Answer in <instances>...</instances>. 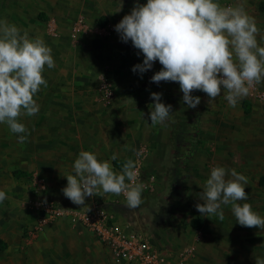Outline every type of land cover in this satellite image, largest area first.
<instances>
[{
  "label": "rangeland",
  "instance_id": "374dc122",
  "mask_svg": "<svg viewBox=\"0 0 264 264\" xmlns=\"http://www.w3.org/2000/svg\"><path fill=\"white\" fill-rule=\"evenodd\" d=\"M81 1L83 4H80ZM231 1L220 0V3L227 6ZM244 1L249 15L261 11L260 5L264 3V0ZM96 3L100 6L98 10L94 7ZM139 3L144 4L146 0H139ZM94 5L87 4V0H0V18L15 24L22 34L26 31L30 38H42L52 49L55 66L51 69L45 66L43 76L47 87L41 86V91L55 93L56 115L49 118L40 116L38 123L55 125L57 145H62L63 139L78 141V124H82L84 129V123H89V119L79 112L65 113V108L77 101L76 94L87 98L91 96L103 107L107 114L104 115L107 127L100 133L101 137L105 134L115 135V131L119 132L118 129L135 120L138 123V139L153 135L158 138L159 144L153 153L142 143L136 146L137 151L143 149V154L146 153L143 174L153 175L154 184L152 191L144 190L142 193L144 203L140 207L128 209V218L139 219L149 239L161 248L170 262L182 258L183 264H191L198 247H202L200 242L207 236L210 252L216 258L215 264H224L225 253L232 255L229 257L232 262L255 264L258 257L264 258V228H249L236 223L231 204L225 205L223 220L215 215L207 216L205 227L200 232L191 229L189 221L201 214L195 205L200 203L199 193L203 191L212 167L217 165L235 169L238 173H241L243 166L249 169L246 176H251L257 189H253L252 182L248 181L245 188V191H249L248 200L238 203H251L253 209L264 216V181L258 182L264 175L258 172L257 165L241 163V159L249 154L264 152L260 146L264 143V101L251 96L255 100L254 105L249 114H244L243 98L233 108L224 98L225 93L209 103L206 93L194 90L192 95L201 97V103L192 109L183 102L178 82L161 81L156 84L158 89L152 92L163 94V85L167 88V98L171 101L167 99L165 104L172 105L171 116L163 123L152 124L149 113L153 101L150 95L143 93L135 102L136 115L133 117L132 113L126 112L132 110L129 104L133 101L132 95L127 94H131L132 88L138 90L144 82H150L149 75L159 71L162 65L158 61L154 62L153 68L144 73L143 78L131 71L135 64L142 63L143 55H137L139 50L130 41L127 44L120 41L114 25L130 13L134 0H94ZM102 10L108 12L109 19H106L104 25H98ZM121 58L128 61L127 69L121 67ZM95 93L98 96L96 100ZM118 104L123 110L121 114L118 112ZM195 116L199 117L197 124ZM25 119L18 117L22 123H26ZM256 125L260 131L248 132V127ZM3 126L6 124H0V133ZM194 131L198 132L195 140L200 145L194 154L190 165L191 174L187 179L184 161H180L185 159L187 143L193 141ZM37 134L42 137L44 135L41 132ZM82 134L87 135V132L83 131ZM248 134L254 135V139H247ZM2 138L0 135L1 154L7 145V140ZM34 179L38 178L32 177L25 184L31 185ZM28 200L23 201L25 208L28 207ZM38 221L32 227L37 226ZM110 258V264H124L112 255Z\"/></svg>",
  "mask_w": 264,
  "mask_h": 264
},
{
  "label": "clouds",
  "instance_id": "9594fccd",
  "mask_svg": "<svg viewBox=\"0 0 264 264\" xmlns=\"http://www.w3.org/2000/svg\"><path fill=\"white\" fill-rule=\"evenodd\" d=\"M114 30L121 42L130 41L139 50L137 55H143L142 63L131 71L143 78L158 61L162 68L151 76L150 83L178 82L188 108L201 103V97L192 95L194 90L206 93L209 103L225 93L229 106L235 108L255 84L264 81V47L258 43L259 29L243 0L227 6L220 0H146L144 4L134 0L130 13L114 25ZM45 66L51 69L55 61L43 39L30 38L26 31L22 34L15 24L0 18V124H6L14 134H24L17 137L20 143L26 141L28 130L18 117L39 112L34 97L41 86L47 87ZM162 95L150 93L152 124L171 116L172 105L162 102ZM130 150L137 160L127 159L119 171L111 163L117 159L115 154L111 160H100L95 152L80 151L72 173L65 176L63 195L73 204L87 207L86 198L102 190L122 194L129 208L140 207L147 186L138 169L143 149ZM247 185V177L235 169L214 166L199 193L203 203L195 207L204 216L223 220L222 205L231 204L236 223L264 228V216L251 203H238L248 200ZM6 198L5 191L0 190V203ZM255 264H264V258L258 257Z\"/></svg>",
  "mask_w": 264,
  "mask_h": 264
},
{
  "label": "crops",
  "instance_id": "0c3cea01",
  "mask_svg": "<svg viewBox=\"0 0 264 264\" xmlns=\"http://www.w3.org/2000/svg\"><path fill=\"white\" fill-rule=\"evenodd\" d=\"M245 2L246 1L243 0V3ZM233 3L234 0L229 4ZM80 4H83V2L81 1ZM87 4L91 6L92 4L94 5V0H87ZM94 7L97 8V10L100 8L97 3ZM101 13H103L101 17L109 19L106 10H102ZM263 15L264 11L262 10L253 12L250 15L255 18L257 28L259 29L257 40L262 47H264V41H261V37H264ZM168 93L169 91H167L166 88L165 94L163 93L164 103L167 102ZM127 95H132V93ZM251 96L256 100L264 101V81L255 84L250 89L249 95L243 97L242 112L243 103L245 104L246 102L249 105V112H243L244 114H249L254 105L255 100H253ZM97 97L95 93V100ZM131 97H133V95ZM171 97L173 98V95ZM34 98L39 104V112L33 116L22 115V117H26V123L24 124L28 130L26 141L20 143L17 137L18 135L24 134H14L10 132L7 125L3 126V130L0 133L1 137H3L2 139L7 140L4 152L2 154L0 153V190L5 191L7 196L3 203H0V245L4 246L0 250V264H110L111 255L108 249L81 224H73L66 218L57 219L44 224L33 239L25 237L26 231L38 220V216L34 211L29 207L25 208L23 206V201L30 199L32 196L31 185L29 183L25 184V181H29L32 177L43 180L46 186L45 195L54 198L63 206H82L73 204L62 192V189L67 185L65 176L72 173L73 162L80 151L95 152L100 160H111L113 154L117 156L118 160H127L129 158L135 160L136 155L130 150L131 148L136 149L137 144L142 143L144 147L151 149L153 153L154 148L159 144V140L153 135L144 136L142 140L138 139V135L136 134V132H138V123L135 120L131 124H127L126 127H121L125 129L120 128L118 129L119 132L115 131V135L105 134V136L102 135L101 137L100 133L107 127L104 123V115L107 114L104 113L103 107L97 104V100L95 102L94 98L91 96L87 98L76 94L77 101L71 103V107H66L65 113L70 112L71 114H75L74 112H79L78 114L87 116L89 123L83 124L84 129H82V124H78V126H80L78 129L80 132L78 141L63 139L62 145L59 143L57 145L58 141H56L54 130L55 125L49 124L46 126L38 123L40 116H47V118H49L50 116L56 115V95L54 92L41 91L40 89ZM132 100L133 101H130L129 104L132 110H127L126 112L132 113L134 117L136 115V100L134 97ZM168 100H170V98ZM117 106L119 107L120 105L118 104ZM121 111L123 110L119 107L118 112L120 114L122 113ZM225 114H228V112H225ZM248 128V132L250 133L260 131V127L257 125ZM83 131H86L87 135H83ZM38 132L44 134L43 137L41 134H37ZM240 132H243V130H240ZM236 134L238 135L239 132L237 131ZM253 136L254 135L248 134L246 138L254 139ZM260 146L264 149V143ZM256 147H259V145ZM197 148L194 153H192L190 160L186 161V159H184L180 161L181 163L183 161L186 163L184 169H186L188 174L187 179L192 170L190 165L193 162ZM144 155L146 157V153H144ZM241 163H245V165H247L246 163L257 165L258 172L264 175L263 151L243 157ZM113 169L119 171L115 167H113ZM16 170L24 171L28 173L29 176L14 178L12 172ZM248 170L246 166L241 167V173L245 176ZM247 179L251 182L253 180L251 176ZM261 181H264V178L258 182L261 183ZM252 185L253 189H257L253 182ZM245 192L249 194V191ZM92 199L103 200L110 210L112 220L118 225L124 226L126 224H131L133 229L145 232V226L141 225L138 218L133 220L128 218L127 213L129 207L122 194L117 196L112 193H104L101 190L94 194V196L87 197L85 204L89 203ZM200 203L203 202L200 200ZM222 208L224 210L225 205H222ZM196 217L202 218V226L196 230L189 227L196 232H200L205 227L207 216L199 214ZM234 240L235 242L237 241V239ZM208 243L209 239L205 236L199 244L202 245V247L201 249L198 247L197 253H195L193 255L194 257L191 259V264L216 263V258L212 256L213 254L210 252ZM229 250H231V248ZM230 256L232 255L228 253L224 254V264H239L237 261L232 262L233 260H230Z\"/></svg>",
  "mask_w": 264,
  "mask_h": 264
},
{
  "label": "built area",
  "instance_id": "2783aa9c",
  "mask_svg": "<svg viewBox=\"0 0 264 264\" xmlns=\"http://www.w3.org/2000/svg\"><path fill=\"white\" fill-rule=\"evenodd\" d=\"M143 155L142 152L139 157V178L147 185L144 190L152 191L154 177L143 174ZM31 191L32 196L27 201V206L37 214L39 221L37 226L26 231L28 238H35L44 224L66 218L73 224L78 223L85 227L108 249L113 258L124 264H183L182 258L176 259L175 262L166 259L163 251L151 243L145 232L133 229L131 224L122 226L115 223L103 200L92 199L85 204L87 207L63 206L45 195L46 186L38 179L31 183Z\"/></svg>",
  "mask_w": 264,
  "mask_h": 264
},
{
  "label": "trees",
  "instance_id": "16d2710c",
  "mask_svg": "<svg viewBox=\"0 0 264 264\" xmlns=\"http://www.w3.org/2000/svg\"><path fill=\"white\" fill-rule=\"evenodd\" d=\"M260 9L262 11H264V4L261 3L260 5ZM106 19L104 17H101L98 21V25H104ZM120 65L123 69H127L129 64H128V61L124 60L123 58L120 59ZM153 74L149 75V78L152 76ZM156 86V87H155ZM166 87L163 86V93L165 94V89ZM158 89L156 83H150L149 81L147 82H144L142 87L137 90V89H134L132 88L131 89V93L134 97V99L137 101L138 98H141V96L143 95V93L145 94H148L150 95V93L153 91V90H156ZM169 94V93H168ZM243 112L244 113H248L249 112V105L245 102V104L243 103ZM196 117V116H195ZM198 123V118L196 117L195 119V124ZM198 136V132L197 131H194V134H193V141L192 140H189V142L187 143L188 147L186 148V154H185V159L186 161L190 160L191 158V155L192 153H194V151L196 150V148L198 147L199 143L197 140H195V138H197ZM126 160H118L116 159L115 161H112V165L113 167H115L116 169L120 170L122 165L124 164ZM184 165L186 166V163L184 161ZM184 166V168H185ZM12 176L14 178H20V177H28V173L24 172V171H19V170H16V171H13L12 172ZM187 177V176H185ZM203 224V220L202 218L200 217H196V218H193L190 220L189 222V226L193 229H199ZM4 246L3 245H0V250L3 248Z\"/></svg>",
  "mask_w": 264,
  "mask_h": 264
}]
</instances>
